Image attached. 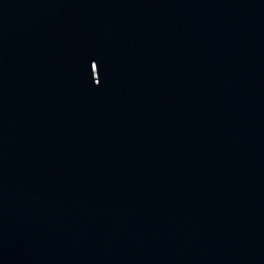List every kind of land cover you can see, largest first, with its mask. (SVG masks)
<instances>
[{"label": "water", "instance_id": "1", "mask_svg": "<svg viewBox=\"0 0 264 264\" xmlns=\"http://www.w3.org/2000/svg\"><path fill=\"white\" fill-rule=\"evenodd\" d=\"M0 264H264V0H0Z\"/></svg>", "mask_w": 264, "mask_h": 264}]
</instances>
